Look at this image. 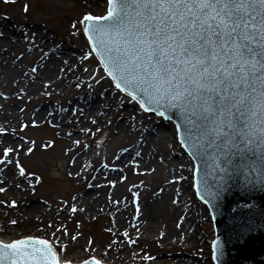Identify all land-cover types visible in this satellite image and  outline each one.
<instances>
[{"label": "snow or ice", "instance_id": "6c2138e0", "mask_svg": "<svg viewBox=\"0 0 264 264\" xmlns=\"http://www.w3.org/2000/svg\"><path fill=\"white\" fill-rule=\"evenodd\" d=\"M3 2L10 4L15 0ZM84 3L87 5V0ZM23 11H29L27 3L23 5ZM78 23L83 26V34L90 45L89 52L82 59L87 60L95 53L115 88L136 102L143 112L166 119L171 118L170 114L180 117L174 139L189 156L200 160L206 176L211 166L218 178L214 191L210 190L207 179L202 181L203 192L197 186L196 194L205 204L217 200L233 177L244 176L248 184L264 187V0H106L103 14L85 11ZM72 26L75 28L76 23ZM4 38L5 34L0 32V40ZM23 39L29 43L25 51L30 52L36 46V34H24ZM25 51L13 63L20 61ZM62 63L66 68L60 67L59 72L75 68L67 60ZM31 71L36 73L37 68L33 67ZM53 83L51 79L43 82L45 94ZM76 87L79 88L80 84L77 83ZM23 95L26 90L22 87L16 98L21 99ZM0 97L8 99L3 92ZM77 111L84 114L83 109L73 110L74 113ZM20 112L23 113L24 109L20 108ZM91 124L96 125L97 120L92 119ZM31 126L40 125L33 119ZM27 127L28 124L20 123L21 131ZM7 131V128L0 127V134ZM79 131L95 136L102 129L96 127L93 132L91 128H81ZM66 135L71 137L73 133ZM19 139L22 143L0 149V173L12 166L13 178L18 172L31 188L28 177L34 174L26 172L19 155L24 145H31L26 147L24 155L32 153L35 141L23 136ZM51 143L49 141L42 147ZM72 143L79 145L81 141L77 139ZM136 156L139 157L140 153L137 152ZM159 162L163 165L164 158L161 157ZM179 167L182 169L183 164ZM252 172L257 174L255 181L248 180L245 175ZM76 176L79 177L80 173L77 172ZM6 179L5 174L0 185H4ZM124 179L126 177H120L121 182ZM183 179V175H174L166 183L179 184ZM108 183L115 186L116 181ZM15 187L20 188V183ZM6 191V186H0V193ZM176 194L179 196L178 190ZM72 199L75 201L76 197ZM172 203L176 204L177 200L173 199ZM3 205L15 209L17 201L0 200V206ZM136 210L139 213L138 204ZM78 211L84 209L73 204L70 212ZM9 224L16 226L18 221L13 219ZM48 227L54 226L50 223ZM176 227H180L179 222ZM135 230L139 233V228ZM105 231L114 237L118 232L114 225ZM2 235L7 232L0 227ZM82 235L77 231L71 235L70 244L63 243L69 232L61 225L50 235L0 239V264H108V252L114 245L129 247L136 245L139 239V236L132 239L124 231L123 240H110L101 252L99 247L93 246L92 236L87 238L85 245L77 247ZM69 249H75V252L70 253ZM211 255L219 264L223 250L217 240L212 242ZM140 259L154 258L145 253Z\"/></svg>", "mask_w": 264, "mask_h": 264}, {"label": "rangeland", "instance_id": "374dc122", "mask_svg": "<svg viewBox=\"0 0 264 264\" xmlns=\"http://www.w3.org/2000/svg\"><path fill=\"white\" fill-rule=\"evenodd\" d=\"M82 1L84 3V0ZM25 3L29 5V11L27 13L23 11V5ZM87 4H90L88 0ZM84 7H87L85 3ZM87 8L96 13L94 8ZM84 12L85 10L73 8V6L69 8L62 7L60 0H19V3L15 6H7L1 14H6L5 17L11 19L8 22L11 29H13V27H34L35 25H40L50 33H55L56 37L58 36V38L65 39V41L69 42L70 49L74 51L75 49L77 50L76 41H80L82 45H85L84 39L82 38L81 40L77 36V32H80V24L78 21ZM73 23H76L75 29L72 26ZM80 54L85 55V51H82ZM91 59L88 58V61L82 60L73 62L74 64L72 65H75L74 70L66 74V76L69 74L71 76L70 79H67V81L70 82L69 86L72 87L71 90H65L63 92L57 91L56 95H54L53 92H48L49 94L40 96L37 103L39 109H55V105L59 104V98L66 95V97L62 98L63 106L66 107L62 108L63 111L59 113L62 114L60 120L65 121L67 117L66 122L69 123V121H71L69 124L72 125L73 128L71 129L73 130L70 132H72L73 135L70 139L64 141L59 138L56 131L53 130L52 127H49L48 124L37 128L29 127L24 130L22 135L26 136L29 141L34 140L35 145L33 146V152L27 156L24 155V152L21 153L22 164L26 167V172H31L35 175L32 177L31 181L34 184H36V182L40 183L35 191L31 188L24 191L23 186L26 185L24 178L19 177L18 179L10 176L11 180H8L10 183L6 182L4 186H10V189L17 191L21 198L12 197L7 194L8 197L6 198V202L16 200L17 207L12 209L3 205L0 206V210L7 212L9 215V219L6 218L8 219V222L5 224L6 227L15 231L21 230L23 233L28 232V234L31 235L51 234L55 228H58L63 223L69 232L72 228L77 226V222H79L80 227L83 226L85 230V234L82 236L83 245L86 244L87 238L92 236L95 241L93 246L99 247L102 251L105 249L109 238V234L105 231V229L108 228L105 224L104 217L106 213H103L102 216L99 215L102 211L106 212L108 210V207L104 204L108 205L110 202H113L115 198L120 201L127 200V194L133 190L131 188L132 186H128L130 179L135 180L138 178L140 181L150 183L151 179L149 175L150 172L153 171H149V169L157 170V172H153V175L160 178L163 175L162 173L166 171L165 167H167V165L174 163V166L177 165V167H179L180 157L174 152L175 148L171 147L169 141L161 142L159 138H156L155 142L151 143L148 133L155 138V135L162 132H155L156 134L152 132L145 133V128L143 127V121L145 120L141 118V124H139L135 115L137 114L142 117V114H139L137 108L129 102L128 98L122 97L121 95L110 98L108 90L111 92L112 88L104 79L100 70L97 71V67H99L98 64L93 61V58ZM29 66L32 65L29 64ZM84 69L88 71L85 72ZM101 76L103 79H100ZM1 80L3 79H0V81ZM77 83H83L84 86H87L86 93L89 92L92 96L90 102L84 100L85 95H81V92L76 89ZM84 89L85 87H83V90ZM65 92L67 93L65 94ZM94 102L97 104V107H93L92 104ZM74 109H83L84 114L80 115L78 111L74 113ZM92 119L97 120L96 125L91 124ZM109 121H111V124L108 123ZM153 126L154 124L149 123L146 130L150 131ZM96 127H100L102 131L95 136L84 134L79 131L81 128H91L92 131L95 132ZM15 128H18V125L15 126ZM65 128L68 129L70 127L66 125ZM138 130L141 131L134 136L133 134L136 131L138 132ZM66 133L68 132H65V134ZM147 136L149 137L147 138ZM19 138V133L17 132L13 140L17 139L15 142H20ZM77 138L81 141L79 146L72 143V141L77 140ZM140 139H143L145 144L137 148L136 144L140 143ZM49 141L52 142L51 145L48 146L49 148L42 147V145ZM85 144L88 145L87 148L84 147ZM98 144L100 145L99 147H97ZM26 146L28 147L30 145ZM69 146L78 147L79 149L76 159L71 158V160H76L78 162L76 168H71V162L69 165H66L70 160V156L66 154ZM0 149H2V146ZM124 149H127V151H124ZM139 150L140 156L137 157L136 153ZM146 151H148V154H146ZM161 157L164 158L163 165L159 162ZM148 161H150V163H148ZM105 165H107V167H105ZM133 167L138 170L139 173L143 172L144 175L142 176L141 173V178L132 176ZM156 167H158V169H156ZM81 170H83L85 174L78 181L74 180L73 178L76 173ZM70 172L72 173L71 176H69ZM99 172L104 181L105 179L116 181L115 186L111 185L110 193L108 189L105 190L104 182L100 187H96V183L93 182L91 178L84 179V176L95 175ZM121 176L126 177L122 182L120 181ZM37 177L39 178L38 180L36 179ZM164 179L167 180L168 178L164 177ZM163 181L162 179L160 183ZM16 183H20V188L15 187ZM159 186V184L155 185V187ZM8 192L9 190L5 193ZM154 195L157 196V194ZM73 196L76 197L75 201L72 199ZM129 198L132 202V195L130 196L129 194ZM94 200H99L100 203L98 205L90 204ZM72 201L80 207L88 205L90 211L71 213L70 208L73 205L71 203ZM66 202L68 203L67 206H65ZM82 202H87V204H82ZM79 206L78 208H80ZM59 217H62L64 221L59 223L58 220H56ZM87 218H89V220H87ZM120 218L124 223L122 225L123 228L132 222L129 221L130 219L125 213H122ZM13 219L18 221V225L13 226L9 224V221ZM81 220L85 223H81ZM145 220L144 215L142 221L147 224V220ZM50 223L54 226L51 229L48 227ZM144 223H142V227H140V234L137 233L135 230L136 228L133 229L130 227V230L134 233V238L139 236V239L137 240L138 243L135 246L133 245L132 250H127L126 253H132L133 257L137 258L147 253L154 259L148 261L134 260L133 264H179L180 260L185 264H199L200 256L204 253L200 250L201 247L197 243L185 240H183L184 242L180 241L182 240L180 237H184V231H178L177 236L172 238H168L169 235L165 234L163 237L164 239L161 241L158 240L156 236L158 231L154 233L153 237V234L150 233L148 235L151 237L149 241L152 242V246H148V243L144 240L146 239V233L143 229V226H145ZM164 227L165 225H163V228ZM41 229L44 231H41ZM203 229L204 228L200 227L199 232L202 233ZM205 232L207 233V231ZM208 233L210 237H212L211 227L208 228ZM157 242L159 247H155ZM144 247L145 250H142ZM118 252L120 254L123 253L122 249H119ZM136 261H138V263Z\"/></svg>", "mask_w": 264, "mask_h": 264}, {"label": "bare ground", "instance_id": "6f19581e", "mask_svg": "<svg viewBox=\"0 0 264 264\" xmlns=\"http://www.w3.org/2000/svg\"><path fill=\"white\" fill-rule=\"evenodd\" d=\"M62 7H71L73 8H79L81 10H85L88 12H92L87 7H92L96 10V13L92 12L93 14H103L106 10V0H88L90 4H87L84 7V3L82 0H60ZM19 3V0H15L14 3L5 4L3 0H0V32H3L5 34V38L0 40V79H3L0 81V92L5 93V95L8 97L7 100H5L3 97H0V119L3 121V126L9 130H12L14 126H17L20 128V123H26L29 126H31V121L35 119L37 123L41 126L43 124H49L53 126L55 131L61 136V132H66L67 130L62 127L63 124L69 125V127H72L71 124L63 122L61 124L59 121L60 115L58 111H55V109H42L39 110L37 108V103L40 99V96L45 94V90L42 88V84L45 80L51 79L54 81V83L51 85L49 89H47L48 92H53L54 95L57 94V91H65V90H71L72 87H70L67 79H70V74L66 76L68 72L72 71H65V72H59L58 69L60 67L66 66L62 63V61L67 60L70 65L74 64V61H82L83 56L80 53L82 51L87 50L86 47L82 45H76L77 50L74 51L70 49L69 42L65 41V39L56 37V34L50 33L47 29H43L40 25H35L34 27H28L24 26L20 28H14L11 29V27L8 25L9 21H6L3 17L1 12L7 8V6H15ZM100 12V13H99ZM36 34V40L34 41L35 47L31 49L30 52L25 51L26 48L29 46L28 41H25L23 39L24 34ZM9 38H14L9 39ZM69 41V40H68ZM22 51H25V55L21 58L20 61L13 63V61L16 60L17 56H20V53ZM88 51V50H87ZM43 57V58H42ZM32 65V66H29ZM35 67L37 68V72L33 73L31 69ZM30 70V71H29ZM27 75H24V74ZM57 76L60 77V79H57ZM25 88L26 95H23L21 99H17L16 95L19 92L20 88ZM80 87H86L83 83L80 84ZM87 89V87H86ZM113 93H116L115 95H118L115 90L112 91ZM51 93V94H53ZM49 94V93H48ZM111 98V97H110ZM93 107H97V104L94 102ZM20 107L24 109V112H20ZM63 108V107H62ZM51 113V115H49ZM49 121L51 123H49ZM140 124V122H139ZM58 125V127H57ZM166 130L163 133H160L158 135H155V138L150 136L151 143L155 142L156 138H159L161 142L163 141H169L171 147L175 146L179 148V145L177 144V140L174 139V133H175V127L172 125L171 129L170 126H166ZM141 130H138L139 133ZM134 133L133 135L136 136ZM15 134H9L6 135L4 138H0V145L3 147L8 146L9 144L16 145L20 142H15L16 140H13ZM23 136V135H21ZM20 136V137H21ZM147 136V138L149 137ZM24 137V136H23ZM25 138V137H24ZM64 139V141H67V138L61 137ZM26 139V138H25ZM70 139V138H68ZM78 139V138H77ZM26 150V145H24L21 148V152ZM78 152V148H72L69 146V149H67V155L70 156V159ZM146 154H148V151H146ZM19 159L21 160V156L19 155ZM69 162L66 163V165H69ZM150 163V161H148ZM147 163V165H148ZM78 166L77 161L71 162V168H76ZM192 166V170H191ZM169 166L165 167V172H163L161 179L164 181L162 183L158 182L160 185L159 187H155L156 180L152 176L150 177L151 182L150 183H143L139 182V179L136 178L135 180L130 179V182L128 183V186H132L136 189L129 192V194L137 193L141 195V204L143 206V216L145 215V219L147 220V224L143 226V229L146 233V242L148 243V246H152V242L149 241L151 238L148 234H153L158 231V234L156 235L158 240L161 239V233L168 234V238H172L177 236L178 231H184L185 234H188L189 231H191L190 237L195 243H202L201 249L204 250V259H208L207 261L200 262L199 264H208L211 261V250H210V242L211 238L209 234L204 235L200 234L199 228L202 225L209 227L212 225V223L209 224L210 216L209 211L206 209L205 213L203 214V220L197 219V216H193L190 214L195 209L194 204L198 205V199L194 192L188 191L185 187V191L182 190V188L176 184L169 185L166 183V180L164 177H167L169 179L172 178L174 175H183L186 179L189 180V178H193L192 172H193V165L192 160H186L183 162V168L180 167L177 168L175 166L169 168ZM158 169V167H156ZM7 175V179L5 180L7 183L10 179V176H12V166H9V168L4 170V173H0V176L4 178V175ZM132 176H138L141 177V173L138 172V170L133 169ZM16 177V176H15ZM80 177V176H79ZM78 176H75L74 179H78ZM96 179H99L97 185L104 184L105 190L108 189L110 193L111 184L108 183L109 179H105V181L102 178L101 174H98ZM109 178V177H106ZM28 180L29 177H28ZM168 180V179H167ZM141 183V186L139 184ZM187 184V183H183ZM189 184V183H188ZM31 188L34 190L36 187L31 184ZM4 186V185H3ZM161 188L164 189L161 194L157 193V190L159 191ZM24 191L30 189L28 181L26 180V185L23 186ZM177 190L179 191V196H177ZM148 191V192H147ZM12 197H19L21 196L18 194L17 191L11 190L9 188L8 193H0V200L7 201L6 198L8 195ZM129 194H127V199H129ZM153 194H157V196H154ZM159 194V195H158ZM171 196V198H170ZM151 198V199H150ZM170 198V199H169ZM173 199L177 200L176 204H173ZM129 200L120 201L116 200V198L113 200V202H110L108 205L104 204L108 207V210L106 212L99 213L100 216H102L103 213L105 217V224L108 226V228L113 227L114 230H118L117 235L114 237L109 234V238L107 240V244L110 240L116 239L117 241L123 240V233L124 231H127L129 235L134 239L135 236L133 232L129 231L130 226L126 225L125 228H123V221L121 220V212L125 211L127 215H130L132 212L131 206H127L129 204ZM115 202V203H114ZM72 204L73 201L71 202ZM99 200H94L90 204H99ZM82 204H87V202H82ZM77 207L79 206L76 204ZM131 205V204H129ZM67 206V204L65 205ZM80 207V206H79ZM91 207V206H90ZM80 208H83L84 211H90L88 205L82 206ZM203 207L201 206V209L199 208L198 212L201 213ZM62 210V209H61ZM83 211V212H84ZM197 212V215H198ZM184 215V216H183ZM9 215L7 212H3L0 210V227H3L7 235L0 236V239L9 240L11 238H16L21 235H31L27 233H23L21 230L15 231L11 228H8L5 226L6 222H8ZM57 217V216H56ZM85 217V216H83ZM131 217V215H130ZM8 218V219H6ZM58 222H63L64 219L62 217L57 218ZM89 220V218H87ZM145 220V221H146ZM85 223L83 220H81V223ZM128 222V221H126ZM180 223V227L177 228L176 224ZM202 222V223H201ZM134 223H141L140 227H142L143 221H134ZM137 224V225H138ZM174 224V225H173ZM163 225L165 227L163 228ZM182 227V229H181ZM162 229V230H161ZM77 231L85 234V230L82 227L77 228L75 226L72 228L71 231H69V236L63 238V243L70 244L71 235L75 234ZM160 234V236H159ZM35 235V234H33ZM45 234H38V236H43ZM50 235V234H49ZM59 235V233H58ZM82 235V236H83ZM82 236L79 237V244L77 247L83 246V239ZM151 240V239H150ZM213 240V237H212ZM154 243V242H153ZM106 244V245H107ZM158 246L157 245L155 247ZM159 247V246H158ZM106 248V247H105ZM149 248V247H147ZM119 249H122V254L118 252ZM130 250H132V247H122L118 245H114L111 250L108 252V264H133L134 260H139L140 258L133 257L132 253H126ZM145 250V247L144 249ZM70 253H74L75 249H69ZM103 252V250L101 251ZM79 254V253H77ZM135 258V259H134ZM137 262V261H136ZM138 263V262H137ZM179 264H185L181 260L179 261Z\"/></svg>", "mask_w": 264, "mask_h": 264}, {"label": "water", "instance_id": "95a60500", "mask_svg": "<svg viewBox=\"0 0 264 264\" xmlns=\"http://www.w3.org/2000/svg\"><path fill=\"white\" fill-rule=\"evenodd\" d=\"M95 15H99V14H95ZM176 131V130H175ZM187 160H189V159H187ZM195 194V193H194ZM208 210V209H207ZM209 211V210H208ZM211 250V249H210Z\"/></svg>", "mask_w": 264, "mask_h": 264}]
</instances>
